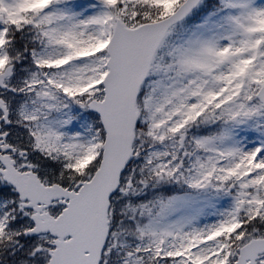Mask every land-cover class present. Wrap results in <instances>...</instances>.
<instances>
[{"label": "snow or ice", "instance_id": "6c2138e0", "mask_svg": "<svg viewBox=\"0 0 264 264\" xmlns=\"http://www.w3.org/2000/svg\"><path fill=\"white\" fill-rule=\"evenodd\" d=\"M0 264H264V0H0Z\"/></svg>", "mask_w": 264, "mask_h": 264}]
</instances>
